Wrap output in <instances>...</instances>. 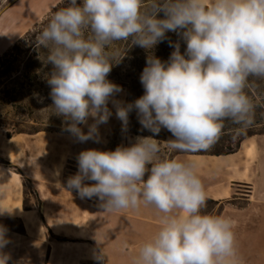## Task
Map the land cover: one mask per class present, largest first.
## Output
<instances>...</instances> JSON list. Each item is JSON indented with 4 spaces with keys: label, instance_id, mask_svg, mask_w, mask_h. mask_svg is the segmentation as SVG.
I'll return each mask as SVG.
<instances>
[{
    "label": "clouds",
    "instance_id": "1",
    "mask_svg": "<svg viewBox=\"0 0 264 264\" xmlns=\"http://www.w3.org/2000/svg\"><path fill=\"white\" fill-rule=\"evenodd\" d=\"M61 2L37 45L52 65L47 83L54 110L70 121L64 130L78 142H100L99 125L112 115L110 101L124 127L135 109L154 135L167 129L174 137L165 142L170 152L210 149L227 121L241 129L251 125L254 104L245 90L250 78L264 79V0ZM168 32L182 36L185 52L176 43L168 61L148 56L140 76L144 94L126 105L116 100L123 89L107 77L123 56L110 51L113 45L130 41L150 50ZM161 152L153 136L114 151H81L67 186L82 198L97 197L105 211L141 205L157 210L160 228L141 244L132 264H240L236 221L202 211L207 198L197 165ZM5 232L0 226V249L8 242ZM98 259L102 264L103 255ZM7 260L0 255V264Z\"/></svg>",
    "mask_w": 264,
    "mask_h": 264
},
{
    "label": "crops",
    "instance_id": "2",
    "mask_svg": "<svg viewBox=\"0 0 264 264\" xmlns=\"http://www.w3.org/2000/svg\"><path fill=\"white\" fill-rule=\"evenodd\" d=\"M28 137L19 134L10 141L1 140L0 157L18 167L33 184L42 202L41 208L23 209V177L0 165V218L20 220L25 239L41 244L45 242L48 250L46 264H58L53 258L57 259L67 243L47 240L43 225L46 224L55 235L84 240L87 236H83V232L89 233L83 229L85 223L94 230L96 246L89 251L91 257L88 260L96 261L92 256L95 253L98 257L103 255L104 264H132L141 244L160 228L157 210L141 205L139 210L105 211L97 197L82 198L77 190L67 186L68 179L78 172L77 157L83 151L82 146L70 153L62 148L59 152H52L49 136L38 133ZM138 137L143 136H130L123 126V135L108 136L107 144L100 140L95 149L114 151L118 146H131ZM173 159L197 165L207 199L219 202L239 200L241 198L237 195H242L239 188H248L242 199L246 205L237 209L234 218L238 255L240 260H243L242 255L248 256L244 259L248 264H264V135L243 140L238 150L230 155L179 154ZM65 165L72 168L67 176L63 174ZM84 183L95 182L86 180ZM77 251L83 260L84 249L77 247ZM115 251L120 254H115Z\"/></svg>",
    "mask_w": 264,
    "mask_h": 264
},
{
    "label": "rangeland",
    "instance_id": "3",
    "mask_svg": "<svg viewBox=\"0 0 264 264\" xmlns=\"http://www.w3.org/2000/svg\"><path fill=\"white\" fill-rule=\"evenodd\" d=\"M60 3H62L61 0H0V57L14 44H17L20 39H23L27 33H35V39H37L39 36L38 32H40L42 29L41 24L47 18L50 19V17L52 16V10ZM28 40H31V37H29ZM26 45H29L28 41H25L22 44V46ZM128 46L129 48H131V51L133 53L135 51L134 47L136 46L132 45L130 41ZM21 60L22 59L20 58V61ZM130 60H133L132 57H130ZM18 66H20V63L17 64V67ZM51 71L52 67L50 71L42 77L43 81L46 82L47 85V78L50 75ZM252 80L255 85H264V79L252 78ZM1 82H6L5 85L8 88H11V86L21 83V80L7 81V79H2ZM50 92H46L40 95L24 94L23 97L19 99L17 105H14L12 107H10L9 105H2V107H0V141H10L13 137L16 136L12 135L13 137L10 140L6 138L7 131L12 133L13 127L19 128L23 131H28L32 128H38L44 130L40 133L51 138L50 149L52 152H59L62 148V150L70 153L72 151H75L76 147L79 146H82L83 151L88 149H95L97 145L96 142H93L92 140H88L87 142H78L69 132L64 130L67 127V124L70 123V121H66L63 116H60L55 112L53 102L50 97ZM127 97V91L123 89V91L116 94L115 99L122 101L126 105ZM256 101L259 103L261 102V99L256 98ZM108 107L110 108L112 115L107 123L99 125V137L104 144H107L108 139L106 137L108 136L115 138L123 135L122 122L117 118L116 108L111 103V101L109 102ZM130 114L131 116L137 117V112L135 109H133ZM253 118H261L257 122L259 125L249 130H243V134L247 132H249L250 134L258 133L264 129V109L261 113H256V116L254 115ZM92 123H94L93 119L89 118L88 124ZM79 127L85 133H87L88 127L86 125L82 124L79 125ZM22 135L24 138H29L28 136H32L28 134ZM129 135L132 136V134ZM234 142L235 141L232 135L227 134L221 137L213 147L201 152H210L213 150V148L221 147L222 145H233ZM103 143H100V146H104ZM160 145L162 149V156L168 158H173L174 156H176L177 152H170L167 149L165 142H160ZM8 148H10V146H8ZM3 160L6 162H10L7 159ZM11 165L15 166L12 163ZM71 169L72 168H70V166L65 165L63 174H70ZM19 171L21 172L20 169ZM145 179H147V174L145 176ZM239 189L242 190L239 192V194L242 195L237 196L241 199H228L221 201L216 205L206 204V207L202 211L207 214L222 217L228 216L234 219L237 215V209H242L246 205V202L242 199L245 198L244 195L247 194L246 191H248V188L244 187ZM23 200H25V203L28 207H33L34 210H39L41 208L42 202L40 201L38 194L30 181L29 183H26V186L24 188ZM37 204H40L39 208L36 207ZM0 219V226H3L4 229H6L5 238L8 241L7 244L2 249H0V255L8 256L7 264H46L48 250L46 248L45 242H42L43 244H41L25 239L22 236L24 232L20 220L15 218ZM2 219L8 220L2 221ZM242 222L243 219H241V223ZM47 228L45 225H43V231L47 240L52 242L67 243L66 247H63V249L57 255V259L53 258V261L55 260L58 264H101V261L98 259V256L95 253H92V256H94L93 258H95L96 261L88 260V258L91 257V255H89V251L96 249L93 239L94 230L93 228H91L90 224L85 223L83 226L84 231L89 232L86 234L83 232V236H87V239L84 240H76L70 237L65 238L63 236H58L55 235L49 227ZM50 234L53 237H50ZM76 246L84 249L83 260L79 257V252L77 251ZM238 246L239 244L237 245V247ZM114 253L120 254L119 251H115ZM247 257L248 256L242 255L241 258L243 260H240V264H248L247 261L244 262V259H246ZM102 264L104 263L102 262Z\"/></svg>",
    "mask_w": 264,
    "mask_h": 264
},
{
    "label": "trees",
    "instance_id": "4",
    "mask_svg": "<svg viewBox=\"0 0 264 264\" xmlns=\"http://www.w3.org/2000/svg\"><path fill=\"white\" fill-rule=\"evenodd\" d=\"M81 2L82 0H77V3ZM66 3L67 0H65V4ZM63 6L64 4L60 3L52 10L51 15H53L55 11H57L60 7ZM160 16L162 18L163 13H161ZM48 21L49 18H47L41 24L42 29L46 26ZM40 32L38 33L40 34ZM35 36V33H27L23 39H20L17 44H14L0 57V107H2V105H9L10 107L17 105L19 99L22 98L24 94L40 95L46 92H50L51 90L50 86L43 81L42 77L50 71L52 65L50 63L45 62L44 59L46 58L47 52L46 50L40 48L37 45V39H35ZM29 37H31V40H28ZM25 41H28L29 45L22 46ZM176 43H179L180 52L183 54L186 50V43L183 40L182 36L177 34L176 32L166 33V36L162 40V42L158 43L154 46V48L150 50H145L139 46H136L134 47L135 51L132 53L131 48H129L128 46L129 42L125 41L117 42L115 45H113V48L110 49V51L118 50V56L123 57L119 60V62L113 64L111 74H109L107 78L113 81L114 84L119 85L122 89H125L127 91L128 97L126 104L134 102L136 99H138L144 94V88L140 82V76L144 67L146 66V60L148 56L153 55L161 59V61H168L171 53L174 51V47L170 46V44L174 45ZM130 57H132L133 60H130ZM20 58L22 59L21 61ZM18 63H20V66L17 67ZM2 79H7V81L21 80V83H19L18 85H13L11 86V88H8L5 85L6 82H1ZM245 91L254 104L253 116H256V113H261L264 109V102H262L264 101V85H255L252 78H250L249 87L246 88ZM256 98H260L261 102L258 103L256 101ZM260 119L261 118H252L251 125L242 129L239 128V126L232 124L230 121L225 122L226 127L222 137L227 134L232 135L235 141L233 145H222L221 147L213 148V150L210 152H177L176 155L191 154L207 156H226L233 154L238 150L239 145L243 140L256 135H264V129L258 133L253 134H250L249 132L245 134L242 133L243 130H249L259 125L257 122ZM126 130L128 134H132L135 136H153L154 139L158 140L159 142H166L169 139H174L172 134L164 128L160 130L158 134L159 136L154 135L151 131L142 127V125L139 123L138 116H131L130 113ZM43 131L44 130L38 128H32L28 131H23L19 128L13 127L12 133L7 131L6 138L10 140L13 137L12 135H35ZM0 165L23 177V174L19 171V169L16 166H12L10 162H6L0 158ZM26 183H29V180L23 177V194ZM219 203V201L207 199L206 204L216 205ZM36 207L39 208L40 204H37ZM23 209L32 210L33 207H28L25 203V200H23ZM40 217L43 221V217L41 214ZM5 220L8 219H2V221ZM44 225L46 226V224ZM50 237L53 236L50 234Z\"/></svg>",
    "mask_w": 264,
    "mask_h": 264
}]
</instances>
